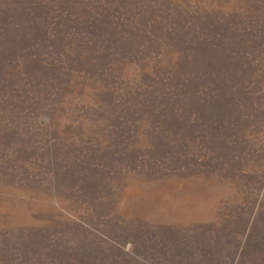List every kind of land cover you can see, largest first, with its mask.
I'll list each match as a JSON object with an SVG mask.
<instances>
[{"label": "rangeland", "instance_id": "374dc122", "mask_svg": "<svg viewBox=\"0 0 264 264\" xmlns=\"http://www.w3.org/2000/svg\"><path fill=\"white\" fill-rule=\"evenodd\" d=\"M0 264H264V0H0Z\"/></svg>", "mask_w": 264, "mask_h": 264}]
</instances>
